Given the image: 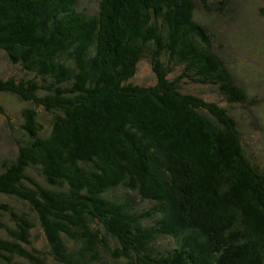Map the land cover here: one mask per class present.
<instances>
[{
  "label": "trees",
  "instance_id": "16d2710c",
  "mask_svg": "<svg viewBox=\"0 0 264 264\" xmlns=\"http://www.w3.org/2000/svg\"><path fill=\"white\" fill-rule=\"evenodd\" d=\"M78 3L0 0V52L32 75L0 77V93L33 106L0 194L30 205L57 264H264V169L227 108L182 89L246 101L198 2L101 0L95 14ZM143 60L152 85L134 82ZM136 197L153 204L139 209ZM1 208L16 229L0 221L13 238L0 236V258L47 264L34 220ZM161 238L175 247L161 251Z\"/></svg>",
  "mask_w": 264,
  "mask_h": 264
},
{
  "label": "rangeland",
  "instance_id": "374dc122",
  "mask_svg": "<svg viewBox=\"0 0 264 264\" xmlns=\"http://www.w3.org/2000/svg\"><path fill=\"white\" fill-rule=\"evenodd\" d=\"M100 1L79 0L78 4L89 14H95ZM195 1L198 2L195 18L213 33L216 52L233 74L235 82L244 89L246 101L241 104H230L218 90V86L213 85L189 83L183 85L182 89L186 93L198 95L227 108L237 121L242 145L248 155L264 169V0H209L207 8H204L200 0ZM178 73L180 71H177L176 75ZM30 76L32 75L23 71L20 66L13 65L6 55L0 52L1 78ZM134 82L143 85H152L156 82L152 66L147 60L141 61ZM0 105L5 106L7 111V115L0 116V173H2L5 164L17 157L19 142L27 138L26 132L22 129L24 122L22 113L26 107L33 106L10 93H0ZM37 110L42 114L41 109ZM40 122L47 133L50 129L49 120L41 118ZM167 162L171 163L172 160L167 158ZM34 174L38 181L46 183L40 172L34 171ZM119 192L123 193L125 190L120 189ZM179 198L181 199L180 196ZM136 200L139 209L151 207L153 204L150 201V203L140 201L139 197H136ZM3 205H10L19 212L29 214L36 226L31 231L33 248L41 252L47 264H57L50 253L40 221L30 205L14 196L0 194V221L12 229H16V222L1 208ZM0 236L4 239H13L4 229H0ZM160 240L163 243L160 250L163 252L173 249L176 245L170 238ZM11 257L10 262L0 258V264H32L15 254ZM121 264L127 263L121 261Z\"/></svg>",
  "mask_w": 264,
  "mask_h": 264
}]
</instances>
